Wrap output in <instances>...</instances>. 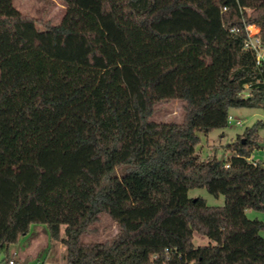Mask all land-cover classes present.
<instances>
[{"label":"trees","instance_id":"16d2710c","mask_svg":"<svg viewBox=\"0 0 264 264\" xmlns=\"http://www.w3.org/2000/svg\"><path fill=\"white\" fill-rule=\"evenodd\" d=\"M59 1L54 24L0 0V263L41 224L65 264H264V222L246 215L264 212L249 160L264 123L231 159L197 152L232 109L264 111L245 48L249 25L264 45V0ZM175 101L181 121L158 120ZM201 188L225 205L188 196Z\"/></svg>","mask_w":264,"mask_h":264},{"label":"rangeland","instance_id":"374dc122","mask_svg":"<svg viewBox=\"0 0 264 264\" xmlns=\"http://www.w3.org/2000/svg\"><path fill=\"white\" fill-rule=\"evenodd\" d=\"M15 7L23 14L43 20H50L54 24H58L64 13V6L59 0H13ZM181 103L169 102L160 106L157 119L162 121L180 122L182 119ZM235 119L244 122V126H228L225 129L215 130L208 135H200V144L197 152L201 159L216 158L220 161L231 159L233 152L226 149L236 138L242 135L247 128H251L258 121L264 123V111L262 109H232L230 111ZM264 147V128L259 132ZM255 160L264 161V150L255 151L252 154ZM125 170H121L123 173ZM190 198H202L210 207H223L225 205V197L220 195L215 197L206 189H192L189 191ZM246 215L249 219H258L264 222V212L248 210ZM117 228L115 226L108 227V232L95 235L96 238L106 240L110 237V233L115 234ZM264 237V231L261 232ZM100 241L94 237L86 238V242ZM210 243L206 237L195 235L194 245L205 246ZM10 254L18 264H23L25 260H29L32 264L41 261L44 264H65L66 249L63 245L56 241H52L46 225L35 224L31 226L28 235L19 239L18 243L10 247ZM3 257V254H0Z\"/></svg>","mask_w":264,"mask_h":264},{"label":"built area","instance_id":"2783aa9c","mask_svg":"<svg viewBox=\"0 0 264 264\" xmlns=\"http://www.w3.org/2000/svg\"><path fill=\"white\" fill-rule=\"evenodd\" d=\"M246 34H247V38L245 42V48L255 53L256 63L258 66L264 65V45L260 38V29L256 25H249L246 27ZM227 125L242 127L244 126V122L235 119L232 115H229ZM249 160L253 162L254 165H257V162L260 161V160H255L253 157H251ZM261 162H263L264 164V161ZM226 167L228 168L229 165H227ZM9 264H18V263L13 259L9 262ZM28 264L30 263L28 262ZM32 264H44V263L41 261H36Z\"/></svg>","mask_w":264,"mask_h":264},{"label":"water","instance_id":"95a60500","mask_svg":"<svg viewBox=\"0 0 264 264\" xmlns=\"http://www.w3.org/2000/svg\"><path fill=\"white\" fill-rule=\"evenodd\" d=\"M28 262H29V260L27 259V260H25V261L23 262V264H28Z\"/></svg>","mask_w":264,"mask_h":264}]
</instances>
